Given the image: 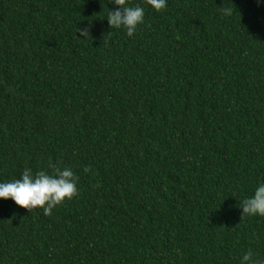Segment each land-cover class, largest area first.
<instances>
[{"label": "trees", "instance_id": "obj_1", "mask_svg": "<svg viewBox=\"0 0 264 264\" xmlns=\"http://www.w3.org/2000/svg\"><path fill=\"white\" fill-rule=\"evenodd\" d=\"M127 2L131 37L110 0H0V182L79 176L50 215L0 199V264L264 260L239 201L264 183V0Z\"/></svg>", "mask_w": 264, "mask_h": 264}, {"label": "clouds", "instance_id": "obj_2", "mask_svg": "<svg viewBox=\"0 0 264 264\" xmlns=\"http://www.w3.org/2000/svg\"><path fill=\"white\" fill-rule=\"evenodd\" d=\"M110 2L117 6L114 10L110 9L107 16L110 27L123 28L128 36H133L144 22V7L130 6L127 0ZM146 3L156 11L167 6V0H146ZM223 14L231 15L232 9L224 8ZM81 34L87 36V29H82ZM49 167L51 173L47 170L33 172L31 168H25L20 178L0 182V199H11L30 210L43 208L44 214L50 215L54 207L78 194L79 176L69 167L60 168L52 164ZM239 201L243 216L264 217V183L258 184L252 195ZM241 264H264V260L255 257L249 250L243 255Z\"/></svg>", "mask_w": 264, "mask_h": 264}]
</instances>
